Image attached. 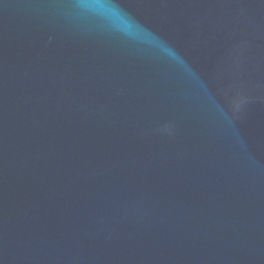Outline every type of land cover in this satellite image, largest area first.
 <instances>
[{"label": "water", "instance_id": "obj_1", "mask_svg": "<svg viewBox=\"0 0 264 264\" xmlns=\"http://www.w3.org/2000/svg\"><path fill=\"white\" fill-rule=\"evenodd\" d=\"M93 2L0 0V264H264V0Z\"/></svg>", "mask_w": 264, "mask_h": 264}, {"label": "clouds", "instance_id": "obj_2", "mask_svg": "<svg viewBox=\"0 0 264 264\" xmlns=\"http://www.w3.org/2000/svg\"><path fill=\"white\" fill-rule=\"evenodd\" d=\"M90 7L94 8L96 11L101 12L104 15L109 16L113 21L116 22L120 31L128 38L135 39L142 34L141 26L130 16L119 9V7L114 3V0H94ZM153 47L160 48L163 51L168 52L174 59L180 61L182 58L179 56L175 50L170 47L165 46L160 38L154 37L151 41ZM245 101L243 99H238L233 103V110L239 112Z\"/></svg>", "mask_w": 264, "mask_h": 264}]
</instances>
